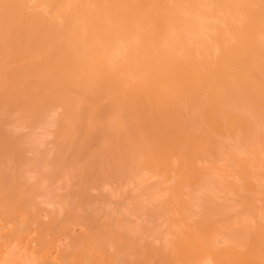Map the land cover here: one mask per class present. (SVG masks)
Masks as SVG:
<instances>
[{"label": "bare ground", "instance_id": "obj_1", "mask_svg": "<svg viewBox=\"0 0 264 264\" xmlns=\"http://www.w3.org/2000/svg\"><path fill=\"white\" fill-rule=\"evenodd\" d=\"M0 264H264V0H0Z\"/></svg>", "mask_w": 264, "mask_h": 264}]
</instances>
